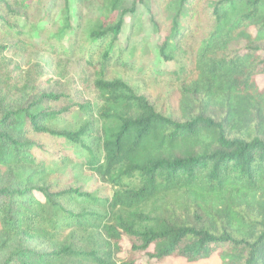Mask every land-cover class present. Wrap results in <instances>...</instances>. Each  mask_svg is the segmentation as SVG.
<instances>
[{
  "label": "trees",
  "instance_id": "16d2710c",
  "mask_svg": "<svg viewBox=\"0 0 264 264\" xmlns=\"http://www.w3.org/2000/svg\"><path fill=\"white\" fill-rule=\"evenodd\" d=\"M62 1L55 20L56 0H0V264H119L126 238L120 264H140L144 254L156 262L216 254L221 264H264V0H134L129 12L146 6L160 57L177 67L151 98L104 77L127 11L117 18L124 0H103L88 33L93 44L110 40L98 61L88 59L102 104L80 127L62 123L68 95L42 90L51 79L42 81L40 69L23 76L19 61L7 58L33 50L20 39L24 23L37 36L54 30L43 51L85 36L72 22L77 9ZM81 87H91L87 75ZM43 138L79 147L85 168L115 188L112 197L50 183ZM80 234L94 243H76ZM36 240L50 245L27 246Z\"/></svg>",
  "mask_w": 264,
  "mask_h": 264
},
{
  "label": "rangeland",
  "instance_id": "374dc122",
  "mask_svg": "<svg viewBox=\"0 0 264 264\" xmlns=\"http://www.w3.org/2000/svg\"><path fill=\"white\" fill-rule=\"evenodd\" d=\"M52 1V0H48ZM57 7L53 10V19L57 20L60 12L63 9L64 3L62 0H56ZM134 0H124L123 9L120 13H116L115 17H122L123 11H127L124 15V26L122 28L119 41L115 44L116 55L113 59L109 70L106 71L104 77L108 80L120 78L126 81L137 93H144L147 97L151 98V92L158 89L161 85L167 84L170 81L171 73L177 69L176 64L173 62H165L162 60L159 54L160 48V36L154 31L150 14L147 11L145 5H138L134 12H129L133 7ZM70 10L72 11V22L77 25L80 24V28H84V35L80 36V40L75 43L70 39L68 42L60 44L58 42V49L55 53L51 51H43L42 43L51 41L49 34L52 36L54 30L51 29L48 33L37 36L36 32H30L28 26L24 23L22 30L25 31V36L20 37L24 45L30 46L33 50L31 53H22L19 57H14L13 54L8 52V59H16L19 61L22 69V75L26 76L29 71L31 74L36 75V70L42 71L41 80L51 79L53 85L44 89H56L61 93L68 95L69 101V113L66 120L62 121L63 125H78L80 127L83 124H87V120L90 117L97 119L96 113L100 109L102 100L101 97L92 86L93 81L97 77V72L93 69L92 65L88 63V59L92 58L98 61L105 51L110 47V40H99L96 43L89 41L88 33L91 25L90 20H93L104 9L103 0H69ZM108 2V0H106ZM77 12L82 14V19L78 20L76 17ZM52 43V42H50ZM74 46L76 51L67 53L64 48L65 45ZM11 45H16L15 41H11ZM88 55V57H87ZM87 57V59H86ZM86 59V60H85ZM87 75L91 87L88 91H83L81 87V77ZM26 78L24 77V80ZM57 83V84H56ZM259 83L264 86V76L259 78ZM166 87V86H165ZM86 90V89H85ZM29 92L28 89L23 90L22 93L16 96V100L20 102L21 96ZM90 105L91 109L80 110L78 106ZM85 122V123H84ZM89 123V122H88ZM98 128V125H96ZM96 129V128H95ZM40 144L44 147V152H39V155L50 162V183L60 182L58 184L62 189L65 188V183L71 181L68 186H73L77 189L92 193L101 198L112 197L115 188H113L108 182L103 181L99 176L93 172L87 170L82 164V156L86 157L87 154L68 142H60L41 139ZM98 147V145L96 146ZM50 154H54V159ZM66 157L67 163L62 165V159L58 157ZM41 200L45 201L40 193L35 194ZM99 231L92 233L93 236L103 242L101 237H98ZM76 243H83L86 245L87 241L91 244V236L82 235L78 236ZM91 238V239H90ZM105 240V239H104ZM107 241V240H106ZM94 243V241L92 242ZM16 242L14 243L15 246ZM50 243L44 240H36L27 242V246L39 252L46 251ZM81 245V244H80ZM88 247V246H87ZM123 247L124 253L118 255L119 264L126 261L128 257V250L130 248L129 240L126 238ZM106 250V246L101 247ZM150 252H153L151 250ZM8 255L5 252L2 258ZM140 264H221L219 257L215 254L207 260H203L197 263H189L185 259L178 257H169L163 262H156L149 259L144 254L139 261Z\"/></svg>",
  "mask_w": 264,
  "mask_h": 264
}]
</instances>
